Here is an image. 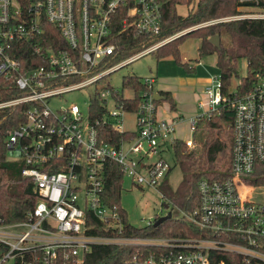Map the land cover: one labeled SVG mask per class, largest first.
<instances>
[{"label":"built area","instance_id":"1","mask_svg":"<svg viewBox=\"0 0 264 264\" xmlns=\"http://www.w3.org/2000/svg\"><path fill=\"white\" fill-rule=\"evenodd\" d=\"M166 2L0 0V110L21 108L24 117L8 130L6 144L9 158L23 161L22 175L31 179L38 196L26 219L5 222L0 217V246L8 248L0 253V264H82L84 254L99 242H142L162 248L150 252L142 264H231L221 257L228 252L241 255L246 264H264V186L256 191L245 179L257 162L264 163V71L241 96H223L220 77L213 76L205 90L207 100L200 102L205 110L200 115L220 112L223 103L232 112V174L203 177L197 205L181 211L192 228L207 235L136 239L89 233L94 227L89 215L101 219L106 228L123 227L119 212L105 201L107 162L120 164L133 185L159 187L169 165L161 154L154 162L146 159L160 153L158 147L173 144L178 119L157 114L154 76L142 77L146 89L134 111L111 86L93 90L87 117L76 103L55 102L184 33L151 41L162 32ZM241 8L238 14L203 24L264 18V7ZM46 22L60 29L66 46L52 42L53 37L45 40ZM138 37L139 47L124 56L128 40ZM109 95L118 110L107 109ZM126 112L135 114V134L119 144L103 139L97 125L109 123L124 131ZM200 115L191 117L192 131ZM187 144L194 145L192 138Z\"/></svg>","mask_w":264,"mask_h":264},{"label":"trees","instance_id":"2","mask_svg":"<svg viewBox=\"0 0 264 264\" xmlns=\"http://www.w3.org/2000/svg\"><path fill=\"white\" fill-rule=\"evenodd\" d=\"M23 2L24 0H19ZM196 8L187 13L181 14L177 11L179 4H191L192 0H167L164 14L162 32L159 38L168 37L180 30L190 28L185 33L167 41L156 50L158 58L173 56L179 63L194 68L183 59L180 46L188 36L200 40L198 47L200 56L211 54L217 55V66L220 69L221 92L223 96L243 95L248 92L255 83L258 73L264 71V18H240L226 21H217L209 24L203 22L216 19L224 15L240 13L238 8L243 5H259L264 7V1L256 3L252 0H196ZM198 25V26H195ZM45 40L56 41L60 46H66L67 42L61 37L60 29L53 23L44 24ZM218 34L221 38V46L217 47L210 42L212 35ZM230 37L231 45L224 44L225 36ZM143 39V36H141ZM141 38L129 39L124 50V56L133 52L139 47ZM29 50V48H26ZM123 58V57H122ZM241 59L247 61V72L239 74V62ZM234 77H240L236 90H232ZM123 86L132 92L127 96L123 90L117 91V98L126 108L134 111L140 100L141 93L146 85L139 75H128L124 77ZM124 89V90H125ZM161 98L167 100L170 108L176 110L177 103L169 90H160ZM7 97V96H6ZM96 107V106H95ZM7 108L0 110V217L5 222H16L27 218L28 211L37 200V193L30 178L22 175L24 166L21 160L9 158V148L6 144L7 132L24 120L21 108ZM220 112L211 116H198L193 131L194 147L187 144V140L176 137L173 142L176 164L180 167L183 178L177 187L170 182H163L160 186V193L165 199V204L177 208L180 212H188L198 203V182L203 177L211 179H223L232 174V112L228 110L225 103L220 105ZM100 136L114 144H119L122 138H131L135 132L126 129L119 131L109 123L97 125ZM230 126V127H229ZM198 131L200 135H198ZM172 170L169 166L167 175ZM124 174L121 165L115 161L107 162L105 179V201L116 209L122 219L123 227L120 231L117 228H106L104 222L88 216L89 224L94 227L89 233L103 237H132L143 239L147 237H185L189 234L200 236L201 233L192 225L184 214L172 216L159 225L154 222L145 225H135L129 221L128 212L121 203V194L124 183ZM245 179L255 186H264V163L257 162L254 170ZM7 246H0V253L7 250ZM161 247L142 242L117 243L99 242L84 254L82 264H142L150 252L161 251ZM221 257L231 264H246L241 255L228 252L221 254ZM68 262V261H67ZM68 264H75L69 261Z\"/></svg>","mask_w":264,"mask_h":264},{"label":"rangeland","instance_id":"3","mask_svg":"<svg viewBox=\"0 0 264 264\" xmlns=\"http://www.w3.org/2000/svg\"><path fill=\"white\" fill-rule=\"evenodd\" d=\"M196 5V0H192L191 4H179L177 5V11L181 14H187L193 11L196 8ZM238 9L240 10L242 8L240 7ZM241 11L242 10H240V12ZM229 16L231 15H224L221 17ZM190 28L191 27L180 30L174 34L183 31L185 33V31ZM170 36L172 37L173 34ZM172 39L170 38V40ZM223 41L226 46L231 45L230 37L228 35L225 36ZM199 45L200 40L198 38L188 36L180 46L183 59L187 61L190 66L194 67L192 69L179 63L171 55L158 58L156 51H154L107 74L100 81L92 84L90 87L66 92L60 97L58 102H55V104L66 106L71 103H76L79 105L80 109H82L84 116L87 117L89 114L90 95L96 87L98 90H102L111 86L121 92L123 90L125 95H132V92L125 89L123 86L125 76H155L157 78V81L154 84L156 90L170 86L172 91L176 93L175 100L178 104L177 111L181 113L183 117L181 123L176 126L177 135L184 139L192 138L193 132L190 119L195 115H200L205 112V110L200 107V102L207 99V94L205 92L206 87L212 84L213 76L220 77V69L216 63L217 55L211 54L200 56L198 51ZM246 72L247 61L246 59H241L239 62V74L242 76L245 75ZM239 80L240 77H234L231 87L232 90H236ZM107 97V109L109 111L118 110V106L114 99L110 95ZM168 105L169 102L167 100L160 101L158 103L157 114H159L162 109L165 110V108H168ZM169 113L172 114L173 112ZM121 125L127 129L137 130L138 127L135 121V114L132 112L124 113ZM200 132L201 131H198L197 134L200 135ZM158 150H161L160 153H155L146 160L154 162L161 154L163 159L167 161L168 165L172 167V170L166 175L167 177L164 182H170L173 187H177L183 178V173L180 167L176 164L173 145L171 143L164 144L158 147ZM8 155L10 157L12 156L10 152H8ZM261 187L262 186H257L256 188V186H254L256 191L258 190L260 192L263 191V188ZM121 203L128 212L129 221L135 225H145L148 219L165 215L168 213L169 209L172 210L174 216L181 214L177 208H174L171 205L168 207L166 206L165 199L161 195L158 186L145 185L140 187L138 185H133V181L130 178L124 179ZM8 264L14 263L9 262Z\"/></svg>","mask_w":264,"mask_h":264},{"label":"crops","instance_id":"4","mask_svg":"<svg viewBox=\"0 0 264 264\" xmlns=\"http://www.w3.org/2000/svg\"><path fill=\"white\" fill-rule=\"evenodd\" d=\"M217 60V59H216ZM155 77V76H154ZM156 81H157V78H156ZM160 90H169V91H171L172 92V94H173V97L175 98V92L174 91H172V88L170 87V86H166V88H159ZM160 90H158V92L160 91ZM160 93V92H159ZM205 100H207V99H205ZM176 103H177V101H176ZM177 107H178V104H177ZM177 109L178 108H176V110H173L172 111V109L170 108V103H169V105H168V108H165V110H163L162 109V111L158 114L159 115V117H161V118H164V119H178L177 120V125H179L180 123H181V120H182V114L181 113H179L178 111H177ZM169 112H173L172 114H170ZM179 117V118H178ZM177 131V130H176ZM193 132V131H192ZM176 136L177 137H179V138H182V139H184L183 137H181V136H179V135H177V133H176ZM189 139H191V138H189ZM185 140H188V139H185Z\"/></svg>","mask_w":264,"mask_h":264},{"label":"water","instance_id":"5","mask_svg":"<svg viewBox=\"0 0 264 264\" xmlns=\"http://www.w3.org/2000/svg\"><path fill=\"white\" fill-rule=\"evenodd\" d=\"M210 42L213 43L215 46L220 47L221 46V38L220 35L215 34L212 35L209 38ZM155 97L157 100H159L161 98V94L159 92H156ZM166 206L168 207L169 205L166 204ZM173 216V212L171 209L168 210V213L162 216H159L156 220H155V225H159L160 223H162L163 221H165L168 218H171Z\"/></svg>","mask_w":264,"mask_h":264}]
</instances>
